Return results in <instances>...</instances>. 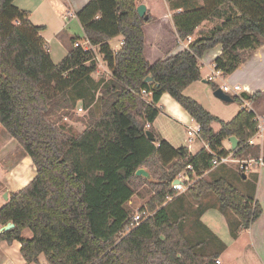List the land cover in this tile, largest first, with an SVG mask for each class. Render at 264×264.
<instances>
[{
  "label": "trees",
  "instance_id": "16d2710c",
  "mask_svg": "<svg viewBox=\"0 0 264 264\" xmlns=\"http://www.w3.org/2000/svg\"><path fill=\"white\" fill-rule=\"evenodd\" d=\"M14 1L0 0V126L29 158L35 176L0 207V228L13 225L0 233V244L19 243L25 264H38L40 256L47 264H216L217 255L196 253L201 243L189 244L183 218L163 205L176 195L171 184L178 174L188 173V166L200 177L214 156H257L258 147L249 140L259 124L245 108L230 121H220L183 92L201 80L198 61L216 45L222 50L212 64L224 76L264 45V0H202V7L183 11L177 5L171 20L180 40L193 36L203 22L220 23L152 65L144 56L143 27L154 16L148 10L146 19L137 13L144 0H89L75 14L84 37L71 39L58 64L38 36L42 28L33 26ZM116 37L122 41L113 51L109 41ZM79 40L93 51L74 47ZM95 52L110 73L106 80L92 78L98 71ZM147 78L152 81L146 83ZM163 94L199 126L198 138L206 148L196 155L173 148L153 129ZM260 97V92L247 99L229 96L238 104ZM79 101L87 125L73 135L57 113L67 118ZM214 122L220 126L216 132ZM146 130L156 143L146 138ZM230 137L237 147L224 150L222 142ZM142 168L153 182L135 175ZM142 187L150 188L152 196L139 211L151 216L135 225L129 203ZM187 192L194 200L213 194L219 209L234 214L242 229L261 215L257 203L224 179L201 177ZM25 230L31 238L23 237Z\"/></svg>",
  "mask_w": 264,
  "mask_h": 264
},
{
  "label": "crops",
  "instance_id": "0c3cea01",
  "mask_svg": "<svg viewBox=\"0 0 264 264\" xmlns=\"http://www.w3.org/2000/svg\"><path fill=\"white\" fill-rule=\"evenodd\" d=\"M16 1V0H15ZM67 1L69 8L60 14L62 21H64L63 29L68 27L69 24L74 23L75 27L82 32V29L75 19H71L68 22L63 20V14L72 13L76 14L89 0H64ZM18 8V7H17ZM19 9V8H18ZM27 12V10H26ZM31 12L28 11V14ZM163 13V19L156 22L155 27L150 31V36L152 37L149 44V53L152 58L150 60L146 59L145 51L147 50L146 33L145 35V59L152 65L159 59H164L168 57L166 55L169 51H174L177 44L182 47V50L188 47V42L180 40L173 26V23L169 20L168 16L170 12ZM30 17V16H29ZM163 20V22H161ZM29 21L30 18H29ZM31 23V22H30ZM147 25V24H146ZM144 30V27H143ZM199 29L197 28L195 34L190 36V41L192 42L195 38L199 36ZM201 34V33H200ZM84 37L82 32V39ZM113 40L118 41V48H111L113 51L118 50L121 43V38L116 37L109 41V45ZM111 47V46H110ZM70 48H68L69 51ZM164 49L166 51H164ZM221 45H216L214 48L206 51L202 58L198 61V66L201 73V80L194 82L189 87L184 90V95L196 100L205 110L211 113L220 121L228 122L230 121L238 111L245 108L253 112L256 116V120L264 128V45L259 47L254 53L248 57L238 68L229 76H222V80L219 81L222 84H218V80L209 82L207 81V76L214 74L216 71L213 67V60L221 54ZM68 53V52H67ZM173 55V54H171ZM110 75V73H109ZM217 86L221 89V86L228 85H239L241 88L245 89L243 92L251 95L255 92H260L261 97L256 102L243 101L238 104V108H231V102H223L219 99H214L213 89L209 90L208 86ZM242 92V93H243ZM229 96L230 93H225ZM232 96H234L232 94ZM217 100L223 102L226 105H220ZM218 101V102H219ZM159 108V114L155 118L152 127L155 132L168 142L173 148L185 147L190 154L196 155L202 149H205V144L197 137L194 136L191 139L187 136V131L189 128H194L196 124L192 121L191 117L185 112L168 94H163L157 104ZM218 125V129L215 127ZM213 130L216 132L219 130L220 126L218 122L212 124ZM4 137H8L10 140L12 138L8 134H4ZM12 142H14L12 140ZM252 146L258 147L257 156L245 155L241 160L246 158L261 159L262 165L258 167V173L255 177V187L251 195L246 194L245 190L241 188L236 181V174L233 169L227 165H221L215 169L206 172L201 177L214 175L213 180L224 179L229 182L246 200L250 202H255L261 207L260 217L250 225L248 229H242L237 217L230 211H221L219 209L217 199L210 194L201 197L199 200H194L190 197L189 193L186 191L177 193L170 201H167L163 207H166L168 213H174L175 215L183 213L181 218H183L182 224V234L189 244L198 245L201 243L202 250L197 252L199 255L209 256L217 255V259L220 264H224V259L222 255H225V259L228 263L232 264H264V131L262 132V137L255 138L253 140ZM222 148L224 150L231 149L230 142L228 139L222 142ZM19 149H16V154L20 157L22 156ZM22 157L21 159H23ZM26 160V159H25ZM239 160V159H237ZM236 173V172H235ZM243 179H246V175L242 174ZM187 198L191 200L188 207L182 208L183 201L180 205L174 209L171 203L177 198ZM192 201L194 202L193 205ZM6 202V201H5ZM4 202V203H5ZM4 203L1 204L4 205ZM0 206V207H1ZM179 217V216H178ZM179 217V218H180ZM200 221L203 224L204 230L197 225V229L191 232V228L188 225V221ZM184 227V228H183ZM28 231V230H25ZM24 231V232H25ZM23 232V233H24ZM188 233V234H187ZM204 233L210 235V240L199 241L193 237L195 234ZM188 235V236H187ZM20 244L13 242L11 245H6L5 243L0 244V264H25V262L20 258L19 251ZM218 252H212L215 251ZM39 263L45 262L43 256L39 257ZM226 262V263H227Z\"/></svg>",
  "mask_w": 264,
  "mask_h": 264
},
{
  "label": "rangeland",
  "instance_id": "374dc122",
  "mask_svg": "<svg viewBox=\"0 0 264 264\" xmlns=\"http://www.w3.org/2000/svg\"><path fill=\"white\" fill-rule=\"evenodd\" d=\"M146 10H148L153 16L154 19L144 25V31L146 33V42H147V50L145 51V56L147 60L152 58L151 54L149 53V44L151 42L152 37L150 36V31L155 27L156 22L160 19H163V13L161 12H170L168 16L169 20L172 22V16L174 14L175 9L181 7L180 9L183 11L185 8L187 10H191L193 8H200L202 7V0H144ZM179 7H178V6ZM14 7H18L19 10L31 12L29 14L30 22L35 27H41L42 29L38 32V36L44 40L48 47V53L52 61L55 64L61 62V60L66 56L68 52V48L71 47V39L74 37H82V32L78 30L74 23L68 25L63 29L64 21H62L60 14L64 11H67L69 8L67 5V1L64 0H16L13 2ZM177 6V7H176ZM73 11V9H72ZM72 11H69L72 13ZM67 13H64L62 16L65 17ZM64 20V19H63ZM163 22V20H161ZM219 20H214L213 22H203L199 27V35L206 36L205 33L208 32L211 28L219 24ZM204 35H201V34ZM81 44V41H78ZM118 41L113 40L110 44L111 48H118ZM173 50L169 51L166 55L172 56L171 54L175 55L182 51V47L180 45H176ZM164 51H166L164 49ZM96 53V52H95ZM97 56V64H98V71L95 74H92V78L95 82L100 80H106L110 77L109 71L107 70L106 64L103 62L102 58L96 53ZM218 84L221 85L222 83L218 81ZM217 84V86H218ZM212 84L208 86L209 90H212ZM232 96V94H229ZM216 99V98H214ZM217 100V103L220 105H226L223 102ZM81 107L80 101L74 103L72 109L68 110L67 118H63L62 111L58 112L57 115L61 119V125L67 129L71 134L78 135L86 128V120H87V111L78 112V108ZM231 108H238L239 105L237 102H232ZM218 129V125L215 127V130ZM7 134L5 130L0 126V206L2 203L5 202L4 195L14 194L18 192L21 188L27 185L35 176V170L29 158L25 155L22 149L15 143L12 142L8 137H4L3 135ZM7 146V147H6ZM16 149H19L20 153H22L21 157L16 154ZM24 157L23 159H21ZM26 159V160H25ZM257 160L254 158H246L244 160H237L234 159V162L227 164V166L231 165L230 167L236 169V181L235 183L238 184L241 188H243L246 194L251 195L254 187H255V177L256 173H258V162L253 163L247 169L241 170L240 164L247 162L248 160ZM261 166V165H259ZM245 174L247 177L243 179L242 174ZM206 180H213L214 175L204 176ZM152 196V190L148 187H142L139 189L136 194L131 199L129 206L132 212L135 214L140 210V208H144L147 201ZM210 196L214 197L213 194ZM186 199L184 202L183 200ZM183 201L182 208L188 207L191 200L187 198H177L171 203V205L177 208L180 205L179 201ZM170 201V200H167ZM181 201V202H182ZM193 201L192 204L193 205ZM183 213L179 214L178 216H182ZM188 225L191 228V232L194 229H197V225L204 230L203 224L200 221H193L189 220ZM184 228V227H183ZM188 234V233H187ZM188 236V235H187ZM195 239L199 241H208L210 240V235L204 233H198L194 235ZM24 238H31L30 231H25L23 233ZM212 252H218L210 251ZM224 259V264H232L228 263L225 259V255H222ZM227 262V263H226Z\"/></svg>",
  "mask_w": 264,
  "mask_h": 264
},
{
  "label": "built area",
  "instance_id": "2783aa9c",
  "mask_svg": "<svg viewBox=\"0 0 264 264\" xmlns=\"http://www.w3.org/2000/svg\"><path fill=\"white\" fill-rule=\"evenodd\" d=\"M75 14L74 13H67L64 17L65 21H69L71 19H75ZM190 37L186 38L184 41L188 42V44L191 42L190 41ZM81 44H79L78 42L74 44V47H81L84 51H93V48L90 47V45L88 44L87 41L85 40H80ZM121 45V43H120ZM116 51V50H115ZM96 61H97V57H96ZM222 76L223 74L219 71H216L214 74L207 76V81L209 82H213V81H221L222 80ZM245 89L241 88L239 85H233V86H228V85H223L221 86V91L223 93H230L233 94L234 96H238L240 95ZM144 93V91L142 92ZM83 109L81 107L78 108V112H82ZM85 111V110H84ZM199 126L196 125L194 128H189L187 131V136L189 139H191L194 136L198 137V133H199ZM264 131V128L262 125L258 126L257 132L256 134L253 136V138H251L249 140V144H253V140L257 137L261 138L262 137V132ZM231 162H234V159L232 158L231 155H227V156H214L213 160H212V164H211V168L208 171H211L213 169H215L218 166L221 165H227ZM258 162L259 165H262V161L261 159H257V160H248L245 163L240 164V169L244 170L247 169L249 166H251L253 163ZM188 173H180L177 175V177L175 178L174 181H178V183H174V181L171 184V190L175 191L176 194L177 193H181L187 190L188 187H190L193 183H195L197 180H199L201 178V176H196V174H194L192 172V169L190 166H188L187 168ZM205 172V173H206ZM191 173V174H190ZM204 173V174H205ZM192 175V177H191ZM170 200V198L168 199ZM149 216H151L150 213L144 211H138L133 215L132 221L135 225H138L139 223L143 222L144 220H146ZM216 264H220V261L217 260L215 262ZM41 264H47L46 262H43Z\"/></svg>",
  "mask_w": 264,
  "mask_h": 264
},
{
  "label": "water",
  "instance_id": "95a60500",
  "mask_svg": "<svg viewBox=\"0 0 264 264\" xmlns=\"http://www.w3.org/2000/svg\"><path fill=\"white\" fill-rule=\"evenodd\" d=\"M137 13H138L139 17H144V18L146 19V17H145V14H146V6H145V5H140V6H138V7H137ZM151 81H152L151 78H147V79H145V82H146V83H149V82H151ZM213 96H214L215 98H217V99L223 101V102H227V103H228V102H231V99L229 98V96H228L227 94L223 93V92L221 91V89H217L216 91H214V92H213ZM241 97H242L243 99H247V94H245V93L243 92V93H241ZM145 136H146V138H147L150 142H152V143H156V139L154 138L153 134H152L150 131L146 130V131H145ZM228 141L230 142L231 149H232V150H235L236 147H237V140H236L234 137H230V138L228 139ZM135 175H136V176H139V177H142V178H144V179H146L148 182H153V179H152L151 175L149 174V172H148L147 170L143 169V168H142V169H138V170L135 172ZM174 183H178V181L176 180V181H174ZM4 197H5V201H7V200H8L7 194L4 195ZM12 227H13V225H12L11 223H9V224H7V225H5V226H3V227L0 228V233H3V232L8 231V230L11 229Z\"/></svg>",
  "mask_w": 264,
  "mask_h": 264
},
{
  "label": "bare ground",
  "instance_id": "6f19581e",
  "mask_svg": "<svg viewBox=\"0 0 264 264\" xmlns=\"http://www.w3.org/2000/svg\"><path fill=\"white\" fill-rule=\"evenodd\" d=\"M7 147V146H6Z\"/></svg>",
  "mask_w": 264,
  "mask_h": 264
}]
</instances>
